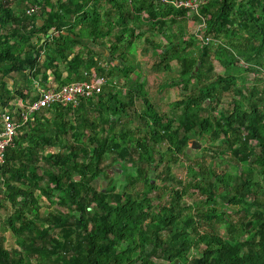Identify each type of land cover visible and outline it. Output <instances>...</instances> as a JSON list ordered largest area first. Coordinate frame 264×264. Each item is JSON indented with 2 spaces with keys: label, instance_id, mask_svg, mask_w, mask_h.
Segmentation results:
<instances>
[{
  "label": "trees",
  "instance_id": "16d2710c",
  "mask_svg": "<svg viewBox=\"0 0 264 264\" xmlns=\"http://www.w3.org/2000/svg\"><path fill=\"white\" fill-rule=\"evenodd\" d=\"M172 1L0 0L2 111L22 110L34 80L50 86L53 75L60 87L86 79L91 68L107 78L95 101L53 105L17 127L0 164V210L11 204L1 227L12 230L21 250L0 239V264H264V0H203L197 15ZM33 2L40 10L27 15L22 6ZM183 21L202 24L186 35ZM141 38L157 56L156 69H171L173 60L180 66L179 78L159 84L182 85L164 113L133 60ZM13 73L25 82L11 89L5 78ZM116 76L126 78L123 89ZM224 97L230 109H219ZM203 134L218 155L232 157L235 171L191 159L182 187L167 186L172 166ZM114 165L127 171L121 189L98 185ZM191 189L203 200L183 205ZM37 192L68 213L43 218ZM199 204L201 212H193ZM223 221L227 239L218 230Z\"/></svg>",
  "mask_w": 264,
  "mask_h": 264
},
{
  "label": "rangeland",
  "instance_id": "374dc122",
  "mask_svg": "<svg viewBox=\"0 0 264 264\" xmlns=\"http://www.w3.org/2000/svg\"><path fill=\"white\" fill-rule=\"evenodd\" d=\"M22 8H26V7H24V4H23ZM182 26H183L182 28L184 29V33L186 35H189L190 33H193L195 30H197L199 23L193 24L190 22L188 23L187 21H183ZM176 29H177V27L173 26V30H176ZM139 40H140V42L134 43V45L132 47V53L135 54V55H133L134 56L133 60L136 64H138V69L141 71V74H142L140 79L146 81L145 88H146V90H148L151 102L154 104V106L158 110V112H160V113L167 112L168 107H169V103H171L173 100L181 98V95L179 94V92L181 90L179 88L182 85L166 87L163 90H160L159 84L163 81H169L170 82L174 78H179V73H178L179 69H180L179 63L176 60H173V61H170L171 69H169V70H164L163 68L156 69L154 67V62H155V59L157 58V56L153 55L152 50H150V49L146 50V48H148V47H147V44H144L143 38H141ZM156 40L160 43L164 42V44H165V40L161 35H158ZM136 44H138L137 48H136ZM99 50H100V52L102 51L105 55H108V51L105 50L102 46L100 47ZM212 62L214 64L215 72L216 73H222V66L220 65V63L214 59H212ZM247 73L248 72H246V78L249 80H253L250 77V75ZM0 75H1V72H0ZM133 75L134 74H132L131 77H133ZM213 76H215V75H213ZM0 80H1V78H0ZM125 80H126L125 77L118 78L116 76L115 81L117 83L118 90L124 88ZM5 81H6V84L8 85V87L13 89V88H17L19 86H22L25 82V79H23L21 77V75L13 73V74L7 76L5 78ZM15 82H17L18 85L15 84ZM53 82H55V81L53 80ZM48 84H53V83L48 82ZM33 89H34L33 95H35L36 91H38V89H39V85H37V87H36V85L31 86V91L29 93V96L26 99H24V103H28L29 101H31V98H32L31 93H32ZM185 92H187V91H185ZM16 99H18V98H16ZM16 99H13L11 102H15ZM223 102H222V104L219 105V109L220 108L230 109V106L232 103L231 98L230 97H224ZM2 110H3V108L0 107V117H1V113L3 112ZM221 111H223V110H221ZM46 117H48L50 119L54 118V114L51 113V111L50 112L48 111L46 113ZM123 120H125V118ZM97 123L100 124L99 121H97ZM118 126H117V133H118V128L120 127V126L119 127ZM104 127L105 126L101 123L100 128H104ZM1 128L2 127H1V120H0V129ZM133 130L137 131L138 128L135 126V127H133ZM139 133H141V132L139 131ZM159 147L163 150H165V148H166L164 145L159 146ZM216 147H217L216 143L212 141L211 136L208 134H203L199 137H193L190 141V145H189V149H188L189 155L188 156H186V155L182 156L181 161L178 163L176 162L172 166L171 175L174 178L172 180H169L165 184H167V186H169V187L173 186L175 189H180L182 187V185L179 183V180H185V176H186V168L185 167L188 165V162L191 159L194 161H197V162H201V163L208 165V166H213L217 170H228L229 172H234L235 169L231 166L232 157L230 155H226V156L221 157L220 155L217 154V151H216L217 148ZM57 148L59 149V146H57ZM113 155L110 154L107 158H104L106 160L104 162L105 166L109 165V163L113 160ZM223 160H228V161H223ZM44 165L46 166L47 164L45 163ZM110 166H111V164H110ZM161 168L163 169L164 167H161ZM126 172L127 171H125V172L120 171L118 166L114 165L108 169L107 178H102L100 180V182L98 183V185L100 184V185L106 186L108 184V182H111V183H115L118 186V189H121L122 184H120V182L124 183L123 181H125L126 178L128 177ZM261 182L263 184H262V188L260 189V195L262 196V200H264V180H262ZM0 189H2V190L4 189L3 180L1 177H0ZM141 189H142L141 184H138L137 190L140 191ZM37 195H38V201L40 204V212H41V215L43 218H46L47 220H52L55 215H59V214L64 215V214L68 213V208L66 206H61V205L56 203L55 200H57V198L53 199L54 202H52V200H49L46 195L41 194L40 192H37ZM164 199L166 201H169L170 196L165 194ZM198 200H200L199 203H201L203 200V197L198 196L196 191L191 189L183 197L181 203L183 205H185V204L191 205V204H193V202L198 201ZM5 204L7 205L6 211L0 210V239H1V242L3 243L5 248L11 250L12 252L13 251H20L21 248H20L18 242L16 241V236L14 235L12 230L7 229V227H1V224H3V222L6 220L7 216H9L10 213H12V211H13V208L8 201H6ZM251 208H254V207H251ZM202 209L203 208H202L201 204L195 205L194 208H191V210H193V212H195V213H200ZM254 211H256V209H254ZM238 215H239V213L234 212V214H233L232 210L230 211V216L235 217ZM250 215L251 214H249V217H250ZM226 227H227L226 222L223 221V223L219 225L218 230H219V234H221L224 238L227 239V234H226L227 228ZM244 238H247V236L244 235L243 239ZM153 259L155 262H160L158 256L154 257ZM34 262H35V259H34Z\"/></svg>",
  "mask_w": 264,
  "mask_h": 264
},
{
  "label": "built area",
  "instance_id": "2783aa9c",
  "mask_svg": "<svg viewBox=\"0 0 264 264\" xmlns=\"http://www.w3.org/2000/svg\"><path fill=\"white\" fill-rule=\"evenodd\" d=\"M169 2L170 0H161ZM203 0H173L175 6L188 9L191 14H196L199 10L200 3ZM39 6L36 3H29L26 7L27 15H34L39 12ZM202 24V22L199 23ZM210 37L204 38V42H210ZM87 78L84 80L71 81L70 83L56 87L55 83L49 84L44 88L38 89L36 99H31L28 103H24L25 107L22 110L15 108V111L5 109L1 114L2 128L0 130V164L5 161L6 147L13 142L17 127L25 124L27 121L34 118V114L45 111L53 105L70 106L72 109H77L82 101H95L97 96L102 92L104 84L107 81L106 76L98 75L95 68L85 72ZM11 105L17 106L20 104L17 100L10 102ZM19 113V117L14 115ZM17 114V113H16ZM16 116V117H15Z\"/></svg>",
  "mask_w": 264,
  "mask_h": 264
},
{
  "label": "crops",
  "instance_id": "0c3cea01",
  "mask_svg": "<svg viewBox=\"0 0 264 264\" xmlns=\"http://www.w3.org/2000/svg\"><path fill=\"white\" fill-rule=\"evenodd\" d=\"M53 1H54V3L57 4V0H53ZM27 6H28V5H26V7H27ZM25 10H26V8H25ZM83 42H86V40L83 41ZM139 42H140V41H139ZM136 43H138V42H136ZM137 45H138V44H136V48H137ZM66 74H67V73L65 72L64 75H66ZM53 80H54V76H53V75H50V76H49V82H50V83H54ZM38 83H39L38 81L34 80L32 86H33V85H36V87H37V85H39ZM39 87H40V88H44V87H46V86L41 84V85H39ZM176 100H177V99H176Z\"/></svg>",
  "mask_w": 264,
  "mask_h": 264
}]
</instances>
